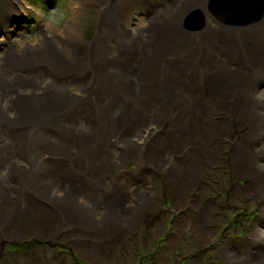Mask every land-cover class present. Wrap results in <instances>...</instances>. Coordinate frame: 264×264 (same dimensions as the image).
<instances>
[{
  "label": "bare ground",
  "instance_id": "6f19581e",
  "mask_svg": "<svg viewBox=\"0 0 264 264\" xmlns=\"http://www.w3.org/2000/svg\"><path fill=\"white\" fill-rule=\"evenodd\" d=\"M30 2L0 0V264H13L8 243L36 251L42 240L89 264L127 261L131 243L119 241L164 190L163 174L178 216L152 264L191 246L197 261L264 264V16L222 21L210 0H71L77 14L42 20L36 43L20 47L10 21L35 17ZM195 11L203 30L184 26ZM212 178L229 200L208 197ZM232 207L243 239L217 243L231 229L215 215ZM160 221L133 242L153 244Z\"/></svg>",
  "mask_w": 264,
  "mask_h": 264
},
{
  "label": "rangeland",
  "instance_id": "374dc122",
  "mask_svg": "<svg viewBox=\"0 0 264 264\" xmlns=\"http://www.w3.org/2000/svg\"><path fill=\"white\" fill-rule=\"evenodd\" d=\"M50 1H52V0H50ZM47 3L49 5H47ZM51 3L52 2L49 3V1H46V0H34V2L29 3L30 9H26V11L33 12L35 10L36 12H38V14L35 17H27L25 15H22V17L11 19L10 24H12L11 26L14 27L15 29L17 28L18 31L17 30L15 31L16 37H19L21 39L20 41L24 40L23 43H25L26 37L28 35H35V36L38 35L39 27H41L43 25L42 20L45 21L44 15L46 13V10H47V12L51 10L50 14L53 12L65 13V15L62 18L59 16L52 17L53 24H56L59 26H61V24L64 23L69 17H71L74 14H77L76 9H75L74 13L68 14L71 7L73 5H75V4L71 3V0H60L59 2H56V0H55V6L54 7L53 6L50 7ZM93 16H94V14H92V12L90 13V10L84 14V17L86 18L85 20L87 23H89L93 19ZM46 19H47V17H46ZM90 23L92 24L93 21H91ZM220 171L221 172L222 171L229 172L228 169L227 170L221 169ZM146 172H148V173H146ZM135 174L137 176H141V177L142 176L143 177L149 176L151 174V170L145 171L143 169L142 170L137 169L135 171ZM164 179H165L164 174L159 175V177H158L159 187L160 186L164 187V190H160L159 194L153 195L154 199H155V196L157 198L155 199L152 206L147 208L148 210L146 211V213L143 214L142 222L138 226L139 228L132 235H128V237H125L121 241H119V242H124L126 245L131 243V247L128 250H125L122 252V254L124 255L125 258H127V256H128L129 261L128 260L122 261L120 264H152V262H154L155 259H157V260L159 259L158 256L162 252H165V251H163V248L165 247L164 243L167 240H169L167 237H169L170 234L173 231H175L173 228V226L175 224L173 220H175V218H177L178 215H175L170 209L171 198L168 196V194H169L168 193V185L164 184V186H163V184H160ZM211 181L214 182L213 187L215 190L213 191V193L209 194L208 197L210 199H212L213 202L224 201V199L229 200L230 199L229 187H227L229 189L228 191H227V188H226V190L224 189V191H221V190L219 191V189H218L219 186L222 188L224 179L221 178L219 180H215L212 178ZM225 184H227V183H225ZM147 186H148V184H147ZM152 190H153V188L150 191H152ZM216 203H218V202H216ZM236 203L240 206L239 209H241L242 211L246 208H249L246 206V202L238 200V201H236ZM250 207H251L250 209H252V211L256 214L259 207L256 206L255 204H253V206H250ZM233 212L236 213V208L232 207V210L230 212L225 213L223 218H221L223 213H221V215L220 214L215 215V217L219 219L220 223L225 224L228 228L231 229L229 234L223 235V234L218 233L216 238H215V240H217V243L218 242L220 243L223 241V239H226L225 236L229 237L230 239L232 238L231 240H233V241H240L243 238L241 236V234L238 233V231L236 229L233 230V228H232L234 226L236 227L234 220H232V218L235 219V216H236L235 214L234 215L232 214ZM153 217L161 219L160 223L164 226V229H163V227H160V228H158V230L156 232L157 233L156 235L161 234V236H159L158 238H156V236L155 237L148 236V237H150V240L154 241L153 244L141 242L140 243L141 248H139V244H137V242L134 243L133 241H135L138 236L143 237L141 235L142 229L147 230V228H148V227L144 226V224L147 223ZM143 220H145V221L143 222ZM244 230H246V228ZM29 242L30 241H28L26 243H22V242L8 243L5 247V252L3 254L5 256L8 255V258L13 261L12 262L13 264H16L20 258L26 259L29 256L32 257L34 260L38 261L39 264H40L39 261L42 259H44L45 262L51 263L54 260H57L60 257V255L63 253L66 254V256L62 255L61 256L62 261H59L57 264H77L76 261L80 262L81 260L83 261L82 264H89V263L85 262L84 259H82L81 257L76 256V254H74V252H73V248L70 247L69 244H66L62 241H58V242L56 241V243H54V242H47L46 243V241L42 240L39 243L40 248L35 247L37 249L36 251H33L31 248H29V245H27V243H29ZM59 249H62L64 251L63 253H60V255L57 254V251H56ZM116 249H119L118 245H116ZM205 251H207V250H205ZM191 252H195L194 246L189 247V249L187 247L186 248L180 247L178 250H175V251L171 250L169 252L164 253L165 261L156 262V264H201V263L202 264H217V262L215 260H213V255L210 252L208 254V256H211V259L208 258V259H210V261H207L208 260L207 258H204L202 261H197V260L191 258V255H190ZM147 254H150V255H147ZM4 255H2V257ZM146 255L150 256V257H147ZM180 257H182V258L187 257V260L190 263H188L186 260H185L186 262L185 261L180 262L178 260V259H180ZM51 260H53V261H51ZM148 260H151V261H148ZM6 264H8V262Z\"/></svg>",
  "mask_w": 264,
  "mask_h": 264
},
{
  "label": "water",
  "instance_id": "95a60500",
  "mask_svg": "<svg viewBox=\"0 0 264 264\" xmlns=\"http://www.w3.org/2000/svg\"><path fill=\"white\" fill-rule=\"evenodd\" d=\"M210 5L211 13L215 17L222 21H225L227 17H238L240 21L237 23L242 24L245 23V20H257L264 13V0H210ZM201 13L195 11L189 19L185 20L184 26L188 25L189 29L193 30L203 29L206 19Z\"/></svg>",
  "mask_w": 264,
  "mask_h": 264
},
{
  "label": "clouds",
  "instance_id": "9594fccd",
  "mask_svg": "<svg viewBox=\"0 0 264 264\" xmlns=\"http://www.w3.org/2000/svg\"><path fill=\"white\" fill-rule=\"evenodd\" d=\"M76 7H77L76 5H73V6L71 7V9L69 10V13H68V14H72V13H74ZM64 15H65V13H63V12H53V13L51 14V16H49V17L45 20V24H46L47 26L51 27V26H52V17L59 16V17L62 18ZM13 39L16 41V43H17L20 47H23V46H24V45H23V42H21V41L19 40L18 37H14ZM26 42H27L28 44H30V45L35 44V43H36V36H35V35H28V36L26 37Z\"/></svg>",
  "mask_w": 264,
  "mask_h": 264
}]
</instances>
